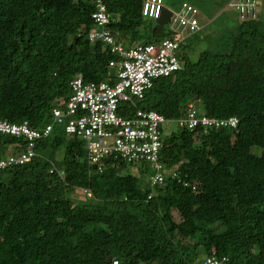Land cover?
Here are the masks:
<instances>
[{"label": "trees", "instance_id": "1", "mask_svg": "<svg viewBox=\"0 0 264 264\" xmlns=\"http://www.w3.org/2000/svg\"><path fill=\"white\" fill-rule=\"evenodd\" d=\"M102 2L124 48L145 36L146 44L164 40V26L142 17L143 0ZM96 10V0H0V121L27 122L41 135L28 163L0 171V264H264L262 17L240 21L224 10L205 49L190 57L201 43L190 52L180 43L182 70L153 80L136 103L177 125L158 153L166 174L157 185L152 168L126 172L120 160H106L99 172L83 140L55 132L64 122L52 110L70 96L75 75L115 83L109 46L87 38ZM188 104L196 117H235L238 125L189 131ZM118 110L136 109L122 103ZM25 147L22 137L0 134L1 160Z\"/></svg>", "mask_w": 264, "mask_h": 264}, {"label": "built area", "instance_id": "2", "mask_svg": "<svg viewBox=\"0 0 264 264\" xmlns=\"http://www.w3.org/2000/svg\"><path fill=\"white\" fill-rule=\"evenodd\" d=\"M96 5L98 11L94 19L101 30L90 34L89 39L101 40L109 46L110 54L115 56V59L109 62V67L116 70V81L113 85L105 81L87 84L83 82L81 75H77L70 82L72 96L67 101L66 112L63 114L59 110L54 111L53 119L57 123H62L65 117L67 119L65 132L89 141L93 162L112 152L122 155L128 162L149 161L157 170H160L161 166L156 164L160 139L154 124L148 130H144L143 127L148 124L147 121L125 119L118 115V108L122 103L142 99L151 89L153 80L170 76L182 68L176 54L180 36L176 35L174 39L139 44L134 48L126 49L113 35L102 29L109 20L102 0H97ZM233 6L242 17H256L257 0H236ZM162 7L163 0H143L142 15L147 19H158ZM171 28L175 31L180 30L182 33L197 32L199 30L198 10L183 3L180 11L171 18ZM190 117L193 118V114H190ZM202 122L211 125V122L206 119ZM196 124L197 120L193 118L189 122V127L192 128ZM223 124L236 127L238 120L230 118L227 122L216 123V125ZM51 130L52 126L47 125L43 136ZM0 132L23 134L30 141V148L26 153L0 160V170L28 162L33 156L32 141L41 137L37 132L26 128L17 131V128L1 122ZM152 182L161 184L163 176L157 172ZM113 264L118 262L114 261ZM204 264H221V261L216 258H205Z\"/></svg>", "mask_w": 264, "mask_h": 264}, {"label": "clouds", "instance_id": "3", "mask_svg": "<svg viewBox=\"0 0 264 264\" xmlns=\"http://www.w3.org/2000/svg\"><path fill=\"white\" fill-rule=\"evenodd\" d=\"M236 0H232L231 2H229L228 3V7H229V9H225V10H229V11H232V12H234L236 15H237V18L240 20V21H244V20H249V19H257L258 18V16H259V14H260V5H261V3H260V0H257V10H256V17L255 18H247V17H242L241 16V14L234 8V6H233V3L235 2ZM96 4H97V0H96ZM104 4V3H103ZM105 6V5H104ZM143 6V5H142ZM226 6V7H227ZM96 8H97V5H96ZM165 7L163 6L162 7V10L164 9ZM165 9H167V8H165ZM167 10H169V9H167ZM97 11H98V8H97V10H96V12H94V13H92L91 14V18H92V20H93V24H94V27H93V29L90 31V32H88V34H87V38H88V40L89 41H91V42H95V41H100V42H103V41H101V40H97V39H95V40H90L89 39V35L90 34H92V33H96L97 31H99V30H101L100 28H99V26H98V24H97V22L95 21V19H94V15L97 13ZM105 11H106V8H105ZM171 11V10H170ZM172 12V16L170 17V20H169V22H168V25H169V27H170V31L172 32V33H175V30L174 29H172L171 28V18L172 17H174V15L175 14H177V13H174L173 11H171ZM162 13V12H161ZM105 14L107 15V17H108V20H109V22L107 23V24H105L103 27H102V29H104V30H106V31H108L109 33H110V31H109V29H108V26L111 24V16L107 13V11L105 12ZM141 14H142V12H141ZM160 16H161V14H160ZM159 16V17H160ZM142 17H143V15H142ZM144 18V17H143ZM198 18H199V11H198ZM144 19H147V18H144ZM149 20H153V19H149ZM157 19H154V21H156ZM206 23V22H205ZM205 23H203V24H205ZM203 24H201V26H200V22H199V30L200 29H202V27H203ZM199 30L197 31V32H199ZM197 32H195V33H192V34H196ZM186 33V32H185ZM111 34V33H110ZM188 34H190V33H188ZM191 34V35H192ZM112 35V34H111ZM115 38V37H114ZM166 39H172V38H166ZM181 42V41H180ZM105 44V43H104ZM145 44V43H144ZM179 59V58H178ZM179 62L182 64V68H183V63H182V61H180L179 60ZM110 68V67H109ZM182 68L180 69V70H182ZM111 69V68H110ZM180 70H178V71H180ZM177 72V71H176ZM175 73V72H174ZM173 73V74H174ZM80 75V74H79ZM172 75V74H171ZM77 75H75L74 76V78L76 77ZM81 77H82V75H81ZM168 77V76H167ZM73 78V79H74ZM162 78H164V77H162ZM72 79V80H73ZM158 79H160V78H158ZM71 80V81H72ZM82 80H83V82L84 83H86L85 81H84V79H83V77H82ZM70 81V82H71ZM70 82H69V86H70ZM88 83H90V82H88ZM149 91V90H148ZM147 91V92H148ZM70 96L69 97H67L66 99H64V98H60V99H58L56 102H55V105H54V108H53V110H52V119H53V112L54 111H56V110H59V111H61L63 114L66 112V104H67V101H68V99L72 96V89H71V86H70ZM146 92V93H147ZM145 93V94H146ZM145 96V95H144ZM144 99V97L142 98V99H134L132 102H134V101H137V102H141L142 100ZM132 102H128V103H126V104H130V107H132L131 106V103ZM63 107L65 108L64 110H63ZM132 108H135L136 110H134V112H130V113H128L127 115H122V117L123 118H125V119H128V120H134V121H147L148 122V124L146 125V126H144L143 127V129L144 130H148L149 129V127L152 125V124H154V127H155V131H157V133H158V135H159V139H160V147H159V149H158V151H157V159H156V164L157 165H160L161 166V169L160 170H157L155 167H154V164L153 163H151V162H149V161H145V160H141V161H135V162H128V161H126V159H124L123 157H122V155H118V154H114V153H109V154H106V155H104V157H102V158H100L97 162L95 161V162H93L92 161V157H91V155H93L91 152H90V150H89V141L88 140H86V139H84V138H80V137H77V136H73V135H70V134H67L66 132H65V127H66V122H64V120H66L67 121V119L64 117V119H63V122H64V133L65 134H67V135H70V136H72L73 138H77V139H79V140H83L84 142H85V144H86V150L88 151V153H87V161H88V163L90 164V165H92V166H94V167H97V169L99 170V172H101L105 167H104V164H105V161L106 160H109V159H112V160H120V161H122L124 164H126V165H129V166H137V165H139V166H146V167H151L154 171H155V173H154V176H155V174L157 173V172H159L162 176H163V182L161 183V184H157V185H162L163 183H164V174H166V171L163 169V165L162 164H160L159 162H158V153L160 152V150H161V148L163 147V142H164V139H165V137H167L168 136V134L169 133H166L165 131H164V127L167 125V124H169L171 121H168V120H166L161 114H159V113H157L156 111H153V110H146V109H142V108H138L136 105L134 106V107H132ZM188 108L190 109V111H189V114H188V118H187V120H186V122H187V124H188V128H189V131L191 130V129H193V128H195L196 127V125L197 124H202V126H211V125H216V122H214L213 120H210V119H207L206 117H196L195 116V112H194V110H192V108H193V105L192 104H188ZM118 113H121V111H119L118 110ZM140 114V115H139ZM151 114H152V118H151ZM190 114H193V118H195L196 120H197V124L194 126V127H189V122H190V120L191 119H193V118H191L190 117ZM119 115V114H118ZM119 116H121V115H119ZM232 118H235V117H232ZM203 119H206V120H208V121H210L211 122V125H206V124H203V122H202V120ZM230 119V118H229ZM229 119H225L224 120V122H227ZM237 119V118H236ZM54 120V119H53ZM238 120V119H237ZM1 123H5V124H7L8 126H10V127H15V128H17V131H19V130H21V128H26V129H28V130H30V131H33V130H31L29 127H28V124H27V122H24L23 124H21V125H16V124H12V123H9V122H7V121H0ZM238 125V124H237ZM227 126H229V125H227ZM229 127H231V126H229ZM237 127V126H236ZM236 127H231V128H236ZM0 134H2V135H10V136H17L18 138L19 137H22V139H23V141H24V143H26V147H25V149L22 151V152H20L21 154H23V153H26L27 152V150L30 148V146H29V144H30V141L28 140V138L26 137V136H24L23 134H19V133H3V132H0ZM37 139H39V138H37ZM37 139H35V140H33L32 141V143H33V147H32V152H33V156H32V158L35 156V152H34V148H35V141L37 140ZM9 156H14V155H8L7 157H9ZM18 156V155H17ZM31 158V159H32ZM30 159V160H31ZM1 160V159H0ZM29 160V161H30ZM28 161V162H29ZM28 162H26V163H28ZM25 164V163H24ZM23 165V164H22ZM11 167V166H10ZM8 168V167H7ZM7 168H5V169H7ZM5 169H3V170H5ZM150 169V168H149ZM3 170H0V171H3ZM171 171V177H173V178H175L176 177V173H177V169H176V167L175 168H173V169H170ZM152 181H153V178H152ZM192 189H193V187H192ZM78 194L80 195V196H84V197H86V198H92V193H91V191H88V190H86V189H80L79 190V192H78ZM205 260V259H204ZM113 264V263H112ZM203 264H204V262H203Z\"/></svg>", "mask_w": 264, "mask_h": 264}, {"label": "rangeland", "instance_id": "4", "mask_svg": "<svg viewBox=\"0 0 264 264\" xmlns=\"http://www.w3.org/2000/svg\"><path fill=\"white\" fill-rule=\"evenodd\" d=\"M188 2L192 5H194V7L199 11V22H200V26L201 24L205 23L202 27V29L199 30V32H197V34H188V33H182L180 30L175 31V33H171L169 31L170 27L167 24V26L165 25L163 27L162 30L159 31L160 34H163V36H159L158 39H166V38H176V35H179V40L181 41L180 43H184L183 46V50H185L186 52H190L192 51L194 48L190 47L194 44H197V42L199 41L201 44L197 45L196 49L193 50L189 55L190 57H196L201 51H203L205 49V44L207 43V41H204L205 36L208 38L210 36V34L213 31H217V29L221 30L223 24H220L219 26H216V24L212 23V21L215 19H218V16L224 12L225 9H229V7L227 6L229 2H231L232 0H163V6L171 11H173L174 13H178L180 11V7H181V2ZM260 14H259V18L262 17V20L264 21V0H260ZM227 6V7H226ZM222 7V8H221ZM220 8V9H219ZM230 13V11H227ZM230 16H233L232 14H229ZM257 15V14H256ZM217 18V19H216ZM217 28V29H214ZM165 33H168V35H164ZM199 35L201 36V38L199 39ZM152 40L151 37L149 36H145L144 39L141 40V43L139 44H144L147 41ZM133 46H131V48H133ZM193 48V49H192ZM110 75L111 77H113L114 81H116V70L115 69H110ZM137 101H134L131 103V106L134 107L136 105ZM65 108L63 107V110ZM64 122H66V120H64ZM55 132L56 134L64 137L65 139H72L73 137L70 135L65 134L64 131V123L61 125H55L54 126ZM177 129V125L175 122H170L169 124H167L164 127V131L166 133H169L170 131L176 130ZM137 168H139V165L135 166ZM149 168H151L149 166ZM132 167L131 166H127L125 168V171H129L131 170ZM142 177H145V174H142ZM173 217L176 221H178L180 218L176 213H173Z\"/></svg>", "mask_w": 264, "mask_h": 264}, {"label": "water", "instance_id": "5", "mask_svg": "<svg viewBox=\"0 0 264 264\" xmlns=\"http://www.w3.org/2000/svg\"><path fill=\"white\" fill-rule=\"evenodd\" d=\"M171 16L172 12L164 8L162 10L161 16L155 22L160 26H165L168 24Z\"/></svg>", "mask_w": 264, "mask_h": 264}]
</instances>
